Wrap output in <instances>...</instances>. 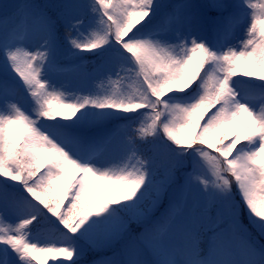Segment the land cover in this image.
Masks as SVG:
<instances>
[{
    "label": "snow or ice",
    "instance_id": "snow-or-ice-1",
    "mask_svg": "<svg viewBox=\"0 0 264 264\" xmlns=\"http://www.w3.org/2000/svg\"><path fill=\"white\" fill-rule=\"evenodd\" d=\"M250 229L264 238V3L0 4V264H264Z\"/></svg>",
    "mask_w": 264,
    "mask_h": 264
},
{
    "label": "trees",
    "instance_id": "trees-1",
    "mask_svg": "<svg viewBox=\"0 0 264 264\" xmlns=\"http://www.w3.org/2000/svg\"><path fill=\"white\" fill-rule=\"evenodd\" d=\"M253 1L255 2V4L258 5V2L260 0H253ZM12 2H13V0H2L0 2V4H2V3H12ZM70 75H71L70 72L67 73V74H65L63 77H61V78H59L57 80V83L58 82L61 83L67 76H70ZM121 75H125V74L124 73H121ZM113 79H115V77H113ZM122 86L125 87V88L130 89L133 86V84H132V81L131 80H125L123 82V85ZM120 191H121V189L115 188V190L110 193L111 196L109 197V199H119V197H115L116 195H113V194L118 193ZM112 195L114 197H112ZM237 198L239 199V197H237ZM241 219H242V212H241ZM242 223H244V222H242ZM244 224L247 225L246 223H244ZM132 227H136V225H133ZM252 231H253V234L256 236V238L258 240L264 241V238L259 237L258 234H256L254 232V230H252ZM49 232L50 233H53L54 236H57V234H55L53 232V230L50 229V227L46 223H43V222L40 225H38V226H36L34 228H31V235H33V236H38L39 234L42 235V236H45ZM111 254H112V251L110 249H102V250H97V251L89 252L86 255L85 259L87 261V264H96L97 261H100L103 258H107ZM39 255H42V254H39ZM35 264H50V261H39L38 260V261L35 262Z\"/></svg>",
    "mask_w": 264,
    "mask_h": 264
},
{
    "label": "rangeland",
    "instance_id": "rangeland-1",
    "mask_svg": "<svg viewBox=\"0 0 264 264\" xmlns=\"http://www.w3.org/2000/svg\"><path fill=\"white\" fill-rule=\"evenodd\" d=\"M2 0H0V2H1ZM252 3H255L253 0H252ZM260 3H264V0H260L259 2H258V5L260 4ZM257 5V6H258ZM69 81V82H71V75L70 76H67L61 83H64L65 81ZM59 82L57 83V86H59ZM100 84V80L99 79H97L95 82H94V84H93V87H95L96 85H99ZM131 89V88H130ZM129 89V90H130ZM61 91H67V92H69V93H71V92H73L74 90L72 89V88H67L66 90L65 89H60ZM55 103V102H54ZM210 151H213L214 152V150H210ZM115 164H119V161H115L114 162ZM206 167H207V165H206ZM115 188H118V187H115V186H105L104 187V189H103V192H102V195L106 198V199H109V197L111 196V192L112 191H114L115 190ZM121 192V193H120ZM120 192H118V193H115V194H113V195H116L115 197H120L122 194H123V191L121 190ZM112 195V197H114ZM165 203H166V201H165ZM241 208H242V219H241V221L242 222H244V223H246V224H248V220H247V212H246V210H245V208H244V205H243V203L241 204ZM163 211V206H161L159 209H157V211H156V215H159L160 214V212H162ZM250 231H252V229H250ZM53 233H48V235L46 236V237H42L41 235H38V236H33V238L36 240V241H38L40 244H41V246H46L47 244H48V242L49 241H51V240H55L56 238H57V236H51ZM112 256V254L111 255H109L108 257H111ZM103 259H105V258H103ZM103 259H101V260H103ZM100 260V261H101Z\"/></svg>",
    "mask_w": 264,
    "mask_h": 264
}]
</instances>
